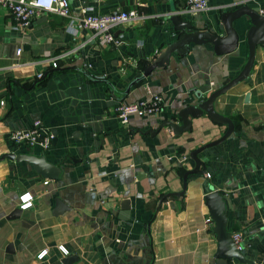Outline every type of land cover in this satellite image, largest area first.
Instances as JSON below:
<instances>
[{"label":"crops","instance_id":"1","mask_svg":"<svg viewBox=\"0 0 264 264\" xmlns=\"http://www.w3.org/2000/svg\"><path fill=\"white\" fill-rule=\"evenodd\" d=\"M184 1L69 0L68 16L41 12L26 28H19L7 10H0V264H62L66 256L73 258L69 264H215L213 222L204 223L209 215L199 183L190 181L182 195L163 198L154 213L159 197L181 190L182 174L193 166L189 152L217 139L226 128L202 113L191 118L190 129L180 134H172L167 126L158 129L164 120L179 123L177 112L195 100L177 53L172 52L165 66L151 70L121 99L105 90V84L90 83L78 70L124 87L176 40L168 17L180 10L181 20L190 18L193 13L184 9ZM206 2L207 9L194 14L200 22L214 21L234 4L264 12V0ZM86 6L96 13L136 8L146 17L112 28L120 42L115 50L91 43L89 30L79 26ZM234 25L242 38L250 24L242 16ZM59 54L51 67L50 58ZM238 56H246L245 46H239ZM122 57L135 60L136 67L126 65L119 71ZM79 77L91 84L85 88L87 96H92L93 110L106 120L98 132L57 99L66 92L64 81ZM98 87L104 88L103 98H95L102 93ZM153 93L163 100L156 115H131L126 124L114 118L117 102ZM213 109L231 120L233 132L225 141L228 154L217 161L211 173L215 179L209 182L229 194V232H241L244 255L253 264H264L259 224L264 215V45L255 46L247 78L218 95ZM34 120L53 134L46 152L27 150L8 138L11 131L27 128ZM6 153L42 155L60 169L55 178H44L31 163L9 159ZM24 192L31 195L32 204L21 209L18 197ZM124 199L129 202L127 220L118 217ZM55 200L61 206L53 213ZM17 208L18 213L11 214ZM43 249L46 254L37 258ZM229 264L244 263L232 258Z\"/></svg>","mask_w":264,"mask_h":264},{"label":"water","instance_id":"2","mask_svg":"<svg viewBox=\"0 0 264 264\" xmlns=\"http://www.w3.org/2000/svg\"><path fill=\"white\" fill-rule=\"evenodd\" d=\"M170 10L175 11L174 8ZM180 14L182 12L179 10L177 13H171L168 17L172 31L177 35L176 40L169 43L158 58L143 67L124 87L116 88L103 77L91 76L80 68L78 70L90 83L105 84V90L112 96L117 95L115 99H121L131 86L141 82L151 70L165 66L172 52L177 53L180 62L188 71L189 80L193 86L189 91L195 100L177 112L176 116L180 121L179 123L164 120L159 124L158 129L167 126L172 134H180L190 129L191 118L198 117L202 113L214 122L224 123L226 128L217 139L204 143L189 152L187 158L193 162V166L183 172L181 190L159 197L154 213L158 210L163 198L169 195H182L186 191L187 184L190 181L199 183L202 202L207 208L209 219L213 222L212 232L216 240L215 252L213 254L214 263L229 264V261L234 258L239 263L253 264V261L244 255L243 244L240 249H237L230 238V217L227 214V197H229V194L220 190L221 186L213 188L209 180L215 179L212 175V170L216 167L217 161L221 162L222 157L228 154L225 152V148H228V143L225 141L230 138L233 132L231 120L214 111L213 100L235 84L245 80L249 75L254 61L255 46L258 44L264 45V13H259L256 7H249L245 4H234L233 9L219 13L214 21L203 20L200 22L196 15H194L195 13L190 18L181 20L179 18ZM242 16L248 19L250 25L244 31L243 37L240 38L234 23ZM91 41V43L94 42L93 39ZM207 45L209 48H206ZM240 45L246 48L245 57L238 56ZM224 62L225 70H222ZM230 71H233L234 74L228 75L227 73ZM48 84L49 81L46 82L45 86ZM64 84L66 92H60V96L57 97L58 100L61 99L60 101H62L60 106L62 104L72 115L74 113L79 114L78 119L80 121L86 119V123L89 124L94 132L100 131L106 125V120H101V113L93 110L92 96H87L85 88H90L91 84L86 85L81 77L73 81H64ZM81 86L83 87V91L80 90ZM45 89L40 88V91H46ZM58 89L61 90L63 88L59 86ZM93 90L95 91V88ZM97 90H101L102 93L100 95L97 94L98 96L96 95L95 98H103L101 95H103L102 90L104 88L98 87ZM206 93H208L207 96L202 98ZM80 114H83L82 118ZM91 122H95L97 127H93L95 124H90ZM4 155L9 159L23 160L31 163L35 172L44 178H55L60 169L58 166L47 162L42 155H14L12 153ZM205 173H208L209 177H206ZM199 177L202 180L199 181ZM128 203L126 199L120 203V208L123 212L118 217L121 220H127L129 217ZM59 206H61L60 202L55 200V210L53 213L60 209ZM18 211L19 208L13 209L11 214H17ZM72 261L73 258L71 256H66L61 260L62 264H69Z\"/></svg>","mask_w":264,"mask_h":264},{"label":"built area","instance_id":"3","mask_svg":"<svg viewBox=\"0 0 264 264\" xmlns=\"http://www.w3.org/2000/svg\"><path fill=\"white\" fill-rule=\"evenodd\" d=\"M146 4H143L145 6ZM5 9L12 16L15 24L19 28H26L31 20L41 12H50L59 16L66 17L70 13L69 0H0V10ZM184 9L190 13H199L207 9L206 0H185ZM259 13H264L260 10ZM146 15L136 8L120 9L109 13H96L91 7L81 9L80 25L91 33L92 39L99 44H104L112 49L117 50L120 46L118 38L111 31L117 25L129 22H141ZM18 52V50L16 51ZM62 54L50 58V66L55 67L56 61L61 58ZM126 65L136 67L135 60L128 61L125 57L121 58L119 71H124ZM162 97L160 94L153 93L147 97L136 99L132 102H117L113 109L114 118L121 124H126L129 116L139 117L156 115L162 107ZM2 103V102H1ZM11 143L22 145L27 150L38 149L46 152L51 140L52 132L44 127L40 120H34L27 128L13 130L8 135ZM209 177L208 173H205ZM44 183L47 180L43 181ZM21 202L20 208L25 209L31 206V195L24 192L19 195ZM209 218L204 219V223L209 224ZM261 230L264 233V215L259 218ZM230 238L235 247H242V235L238 230H232ZM61 247V246H59ZM46 254L43 249L36 254L37 258H42Z\"/></svg>","mask_w":264,"mask_h":264},{"label":"trees","instance_id":"4","mask_svg":"<svg viewBox=\"0 0 264 264\" xmlns=\"http://www.w3.org/2000/svg\"><path fill=\"white\" fill-rule=\"evenodd\" d=\"M142 69V68H141Z\"/></svg>","mask_w":264,"mask_h":264}]
</instances>
